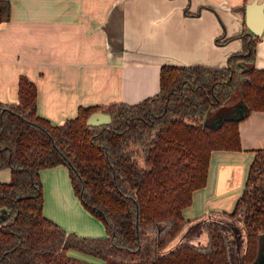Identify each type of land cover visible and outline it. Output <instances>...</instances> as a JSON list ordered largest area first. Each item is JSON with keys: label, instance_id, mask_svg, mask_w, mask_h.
Segmentation results:
<instances>
[{"label": "trees", "instance_id": "16d2710c", "mask_svg": "<svg viewBox=\"0 0 264 264\" xmlns=\"http://www.w3.org/2000/svg\"><path fill=\"white\" fill-rule=\"evenodd\" d=\"M10 13L0 0V21ZM225 67L162 65L159 91L136 103L79 106L53 124L36 112V86L18 79V99L0 101V264H236L222 223L201 222L205 242L171 241L189 222L183 208L205 185L210 153L239 150L238 123L264 110V69L254 66L258 36ZM95 110L110 114L89 125ZM63 164L75 195L105 226L104 236L66 231L42 213L40 169ZM225 215L245 233L241 264H264V146L255 150L245 184Z\"/></svg>", "mask_w": 264, "mask_h": 264}, {"label": "crops", "instance_id": "0c3cea01", "mask_svg": "<svg viewBox=\"0 0 264 264\" xmlns=\"http://www.w3.org/2000/svg\"><path fill=\"white\" fill-rule=\"evenodd\" d=\"M8 1L9 18L0 21V101L16 102L18 79L25 76L36 86L37 114L53 124L74 117L79 106L136 103L156 94L162 65L225 67L243 37L255 36L244 22L251 0ZM257 36L254 66L264 69V26ZM238 134L239 150L211 151L206 183L182 210L187 224L231 211L255 150L264 146V110H251ZM39 175L45 217L78 235H106L75 195L65 165ZM9 178V167L0 168V181ZM187 224L179 240L206 241ZM68 253L104 264L74 249Z\"/></svg>", "mask_w": 264, "mask_h": 264}, {"label": "water", "instance_id": "95a60500", "mask_svg": "<svg viewBox=\"0 0 264 264\" xmlns=\"http://www.w3.org/2000/svg\"><path fill=\"white\" fill-rule=\"evenodd\" d=\"M244 22L246 27L249 29L248 32L249 35H259L261 33L262 28L264 26V0H260V1L251 0L245 4ZM110 120L111 117L108 112H105L103 110H95L92 111L87 116L86 123L89 125H102L108 123ZM6 212H7L6 209L4 208L0 209V221L4 218V213ZM211 217L212 218H208V219L216 220L223 224L225 232L228 235L229 242L231 245L233 260L236 264H241L242 254L245 249V233L242 226H240L239 223L237 224L233 222L234 223L233 224L232 222H230V220L232 219L227 216H211ZM203 220H207V219H203ZM203 220H199L198 222H193L190 223V225L189 224L187 225L191 227L198 226L201 229L202 228L201 222ZM185 226L183 227V229L185 228ZM182 230L178 233L179 235L182 232ZM178 234L172 241H176V240H178L179 242L187 241V240H179L177 238L179 236ZM231 235L233 236L235 242H233V240L230 239ZM233 243L235 244V246H233ZM242 244L244 245L243 247ZM232 247H234V249Z\"/></svg>", "mask_w": 264, "mask_h": 264}, {"label": "rangeland", "instance_id": "374dc122", "mask_svg": "<svg viewBox=\"0 0 264 264\" xmlns=\"http://www.w3.org/2000/svg\"><path fill=\"white\" fill-rule=\"evenodd\" d=\"M194 231H197V232H203L201 229H198L196 226L194 227ZM181 234V233H180ZM179 235V234H178ZM180 236V235H179Z\"/></svg>", "mask_w": 264, "mask_h": 264}]
</instances>
